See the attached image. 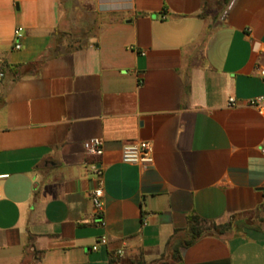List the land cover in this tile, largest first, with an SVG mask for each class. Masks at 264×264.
Returning <instances> with one entry per match:
<instances>
[{"label": "crops", "instance_id": "obj_1", "mask_svg": "<svg viewBox=\"0 0 264 264\" xmlns=\"http://www.w3.org/2000/svg\"><path fill=\"white\" fill-rule=\"evenodd\" d=\"M263 63L264 0H0V264H264Z\"/></svg>", "mask_w": 264, "mask_h": 264}, {"label": "built area", "instance_id": "obj_2", "mask_svg": "<svg viewBox=\"0 0 264 264\" xmlns=\"http://www.w3.org/2000/svg\"><path fill=\"white\" fill-rule=\"evenodd\" d=\"M13 36L15 39L14 49L18 50L21 48L19 39L23 36L22 28H15L13 31ZM259 75L264 78V63L259 67ZM4 79V71L0 68V87ZM249 105L256 109V111L264 116V96H258L252 98L248 101ZM234 98L229 99V105H234ZM83 148L85 154L88 156H99L102 153V140L100 138H91L84 141ZM121 161L126 164L139 165L142 167H151L154 162L153 157V148L150 142L148 141H134L127 143L123 146L121 152ZM90 171L95 175L98 188L91 193V200L94 205V211L96 216H101L104 204L102 201L103 191L101 188L102 185V168L97 164L89 165ZM101 225H104V221L101 220ZM100 242H105V239H101ZM96 247V246H95ZM94 247V248H95Z\"/></svg>", "mask_w": 264, "mask_h": 264}, {"label": "trees", "instance_id": "obj_3", "mask_svg": "<svg viewBox=\"0 0 264 264\" xmlns=\"http://www.w3.org/2000/svg\"><path fill=\"white\" fill-rule=\"evenodd\" d=\"M190 218H191V220H192L193 222H195V223L200 222V221H198V219H197L196 217H194V216H192V217H190ZM199 234H200V231H199V230H197V229H192V236H191V239H190L189 243L192 242L197 236H199Z\"/></svg>", "mask_w": 264, "mask_h": 264}]
</instances>
